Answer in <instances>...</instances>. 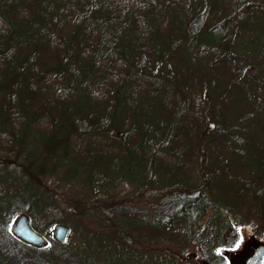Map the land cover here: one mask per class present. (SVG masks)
I'll return each instance as SVG.
<instances>
[{"label": "trees", "instance_id": "1", "mask_svg": "<svg viewBox=\"0 0 264 264\" xmlns=\"http://www.w3.org/2000/svg\"><path fill=\"white\" fill-rule=\"evenodd\" d=\"M223 4L225 15L209 23L202 36L195 33L209 14V5L186 21L191 38L185 54L196 74L194 85H181L169 74L162 79L144 72L142 60H134L136 52H155L159 62L168 54L161 41L172 36L174 16L157 15L150 0H0V163L9 166L11 157L13 163L24 159L21 146L28 136H36L45 117L49 129L57 130L44 141L48 147L56 142L52 157L68 164L70 173L79 175L87 169L96 177L107 167L125 178L141 170L143 183L160 186L159 191L153 188L146 194L151 198L147 202L99 200L76 206L75 213L174 232L195 244L201 264L205 260L229 264L221 250L238 247L240 231L225 209L212 204L208 193V183L217 171L214 143L224 101L212 92L210 73L203 69L199 53L226 44L220 57L236 60L238 54L228 41L241 23L253 26L255 36L262 35L264 0ZM70 12L76 13L74 22L82 29L78 43L71 36H61L56 28ZM39 47L49 49L54 59L41 63ZM11 79L14 83L9 85ZM255 121L264 131V116L256 109ZM178 130L185 138L179 136L182 144L176 148L172 139ZM252 148L247 151L248 162L264 172V148ZM189 149L196 166L184 163L182 152ZM26 174L37 178L36 172ZM254 182H235L228 190L234 203L256 221L255 233L264 237V187ZM2 184L12 192L15 182ZM30 184L26 181L18 193L27 201L25 205L10 194H0V264H109L103 259H77L65 248L66 241L45 236L63 220L64 209L58 202H38L35 194L29 199ZM23 210L29 213L32 226L48 238L45 247L23 242L11 233L14 218Z\"/></svg>", "mask_w": 264, "mask_h": 264}, {"label": "rangeland", "instance_id": "2", "mask_svg": "<svg viewBox=\"0 0 264 264\" xmlns=\"http://www.w3.org/2000/svg\"><path fill=\"white\" fill-rule=\"evenodd\" d=\"M224 1L226 0H150L152 10L157 15L167 13L174 16L172 36H167L163 41L158 40L168 47V54L162 62H159L155 52L143 55L136 52L134 60H142L144 72L159 74L162 79H166L169 74L181 85L186 82L194 85L193 77L196 73L192 68L191 60H188L185 54L186 45L191 38L186 21L193 20L198 16V11L203 12L209 5V14L195 33L202 36L209 23L225 15V9H221ZM79 11H83V8ZM75 14L73 12L67 14L61 19L60 24L57 23L56 28L61 36H71L75 43H78L82 29L79 26L76 27ZM198 21L199 18H196V22ZM195 24L193 29L196 28ZM235 32L228 44L232 52L238 54L236 60H225L220 57V54H224V50H227L226 44L219 49L209 48L199 53L204 61L203 69L206 73H210V80L213 81H211L212 92L216 94V97L221 96L224 101L221 127L214 143V166L217 171L214 173L215 179L209 180L208 193L212 204H217L219 209H225L230 220L238 226L240 231L239 246L221 250V253H226L228 257L230 253L236 252L251 235L264 241L262 234L255 233L256 221L234 203L228 190L229 185L235 182L241 185L244 180L255 181L256 185L264 187V172H260L259 167L248 162L250 159L248 152L253 150L252 147L258 150L264 148V131L255 121V109L264 116V32L261 31L262 35L257 37L254 35L256 32L253 26L242 23ZM38 54L41 63L48 60L51 62L54 59L49 49L44 51L39 47ZM240 71H243L241 77L238 73ZM8 83L13 84L14 79L9 80ZM38 105L39 102L35 104V107L37 108ZM93 110L97 109L92 108ZM87 113L84 111V115ZM49 122L44 117L43 124L37 126L38 130L34 134L36 136L30 135L25 139L20 150L25 154L21 162L13 163L11 157L8 160L9 166L0 163V173H4L2 185L5 181L15 182L12 192L6 186H0V194L4 196L10 194L25 205L27 201L18 193L28 181L32 188L27 194L29 199L35 194L40 203L46 201L60 203L64 211L63 220L58 222L68 224L70 227L64 243L65 248L70 249L77 259L85 262L94 258L103 259L109 264H142L143 262L146 264H201L195 244L181 239L180 235L174 232L158 231L135 221L125 223L112 218L111 221L104 222L88 212L75 213L72 209L76 206L81 205L83 208V205L87 206L99 200L103 203L116 204L131 199L147 202L151 198L149 194H146L153 188L159 191L160 186L143 183L144 173L141 170L125 178L117 169L112 170L107 167L102 168L101 172L95 175L96 177L90 176L86 168L84 173L79 175L76 171L70 173L68 164L61 165L52 157V148L56 142L48 147L44 141L52 131L57 130L56 127L50 130ZM14 132L15 129L12 133ZM181 134L178 130L177 138L172 139V144L176 148L181 147V137H179ZM183 137L184 134H182ZM182 156L188 167L190 164L196 166L190 161L192 156L190 149L183 151ZM30 171L36 172L37 178L33 180L28 178L26 172L30 173ZM95 179L98 181L95 182ZM53 231L54 226L45 236L53 238Z\"/></svg>", "mask_w": 264, "mask_h": 264}, {"label": "water", "instance_id": "3", "mask_svg": "<svg viewBox=\"0 0 264 264\" xmlns=\"http://www.w3.org/2000/svg\"><path fill=\"white\" fill-rule=\"evenodd\" d=\"M31 222L27 211L18 213L10 226V231L23 242L31 243L33 246L45 247L48 238L34 228ZM69 231L68 224L57 222L54 226L53 238L64 243ZM228 258L230 264H264V241L251 235L236 252L230 253ZM204 264H209V262L205 260Z\"/></svg>", "mask_w": 264, "mask_h": 264}]
</instances>
